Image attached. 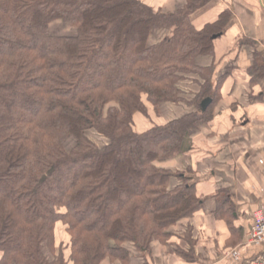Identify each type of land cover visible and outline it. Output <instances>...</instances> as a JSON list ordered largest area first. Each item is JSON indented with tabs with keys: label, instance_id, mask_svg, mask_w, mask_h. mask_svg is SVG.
I'll list each match as a JSON object with an SVG mask.
<instances>
[{
	"label": "trees",
	"instance_id": "trees-1",
	"mask_svg": "<svg viewBox=\"0 0 264 264\" xmlns=\"http://www.w3.org/2000/svg\"><path fill=\"white\" fill-rule=\"evenodd\" d=\"M209 1L166 11L140 0H0V264L123 258L199 208L191 178L164 164L216 98L212 41L228 15L199 30L190 21ZM57 20L74 33L51 35ZM146 103L184 109L137 132Z\"/></svg>",
	"mask_w": 264,
	"mask_h": 264
},
{
	"label": "crops",
	"instance_id": "crops-1",
	"mask_svg": "<svg viewBox=\"0 0 264 264\" xmlns=\"http://www.w3.org/2000/svg\"><path fill=\"white\" fill-rule=\"evenodd\" d=\"M140 1L166 11L182 3ZM222 13L228 20L212 41V85L218 88L208 120L188 134L183 152L164 164L191 178L200 206L171 226L165 241L153 240L147 251L100 264H248L264 251L245 244L251 213L264 205V0H210L190 21L199 30ZM146 107V114L134 115L137 132L164 125L184 109L170 105L157 114ZM60 245L55 237V248ZM63 248H70L69 241ZM231 250L239 257L228 254ZM68 255L63 249L64 259Z\"/></svg>",
	"mask_w": 264,
	"mask_h": 264
},
{
	"label": "built area",
	"instance_id": "built-area-1",
	"mask_svg": "<svg viewBox=\"0 0 264 264\" xmlns=\"http://www.w3.org/2000/svg\"><path fill=\"white\" fill-rule=\"evenodd\" d=\"M245 244L264 246V205L259 206L251 213L250 225L246 231ZM230 255L238 258V252L229 251ZM248 264H264V251L249 260Z\"/></svg>",
	"mask_w": 264,
	"mask_h": 264
},
{
	"label": "rangeland",
	"instance_id": "rangeland-1",
	"mask_svg": "<svg viewBox=\"0 0 264 264\" xmlns=\"http://www.w3.org/2000/svg\"><path fill=\"white\" fill-rule=\"evenodd\" d=\"M49 33L51 35H71L74 33V29L71 28L70 26H67L63 22L57 20V21H54V22L49 24ZM134 37H135V35L132 34L131 39H134ZM141 128H143V127H140L139 130H142ZM71 142L72 141H69L67 143V145L69 146L71 144ZM59 211H63V209H60ZM54 235H56L55 237H56L57 244L61 243V245L59 247H61L62 252L64 249V253L66 255H68L70 253V248H63L64 244H67L69 239H70V236H69L68 232L66 231V225L62 224L60 221H57V223L55 224ZM54 242H55V239H54ZM69 247H70V245H69ZM68 256H67V258H65V260L68 259ZM68 264H70V261H68Z\"/></svg>",
	"mask_w": 264,
	"mask_h": 264
},
{
	"label": "water",
	"instance_id": "water-1",
	"mask_svg": "<svg viewBox=\"0 0 264 264\" xmlns=\"http://www.w3.org/2000/svg\"><path fill=\"white\" fill-rule=\"evenodd\" d=\"M214 37H216V36H214ZM210 100H211L210 98H206L202 101V103H201V109L202 110H204L207 107V105L210 103Z\"/></svg>",
	"mask_w": 264,
	"mask_h": 264
}]
</instances>
